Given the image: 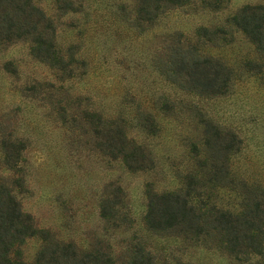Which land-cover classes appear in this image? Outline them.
<instances>
[{"label":"rangeland","instance_id":"1","mask_svg":"<svg viewBox=\"0 0 264 264\" xmlns=\"http://www.w3.org/2000/svg\"><path fill=\"white\" fill-rule=\"evenodd\" d=\"M68 1L36 0L59 64L35 58L29 40L0 44V183L38 229L22 257L33 262L45 231L52 244L101 250L112 264H128L138 245L157 264H264L144 223L148 193L183 194L190 184L192 195L237 211L238 181L264 189V58L228 20L264 0H225L213 12L182 10L150 23L115 15L108 0H73L75 12ZM177 48L219 60L231 72L228 90L187 91L172 63ZM117 131L140 147L141 168L114 156ZM106 199L119 200L114 219L100 216Z\"/></svg>","mask_w":264,"mask_h":264},{"label":"trees","instance_id":"2","mask_svg":"<svg viewBox=\"0 0 264 264\" xmlns=\"http://www.w3.org/2000/svg\"><path fill=\"white\" fill-rule=\"evenodd\" d=\"M112 13L126 19L152 22L161 16L184 11L196 13L213 12L222 7L225 0H108ZM75 1L69 0L67 9L78 11ZM81 7V2L79 3ZM48 14L36 0H0V44L18 39L31 41V54L45 63L59 64L55 43L48 35L51 28ZM229 22L254 44L257 52L264 58V5L247 4L230 16ZM174 52L172 63L178 73L186 79V90L200 95L216 96L224 94L231 82V72L219 60L202 58L195 50ZM173 81V80H172ZM174 82V81H173ZM206 131V129H205ZM209 133V131H208ZM207 135V131L205 132ZM213 134V131L212 133ZM112 152L122 157L127 167L141 168L144 159L139 146L134 144L125 133L117 131ZM210 139H204L208 145ZM218 139H216L217 141ZM132 143V142H131ZM231 145L226 147L230 152ZM142 164V165H141ZM197 177H191L190 181ZM226 180L222 186L233 185L229 177H210V181ZM242 181V180H241ZM219 183V184H220ZM242 190L237 211L222 209L193 194L190 184L182 194L178 192L148 193L149 200L144 223L151 231H175L190 235L195 240L206 237L215 247L236 261L250 262L256 257H264V189L255 182L238 181ZM115 190H120L116 187ZM119 200L106 199L100 216L114 219ZM32 216L25 212L13 189L0 183V264H112V257L101 250L79 252L72 243H54L49 234L41 231L44 244L37 252L33 262H27L21 254L20 246L35 235ZM135 251L128 264H157L151 254L143 247Z\"/></svg>","mask_w":264,"mask_h":264}]
</instances>
